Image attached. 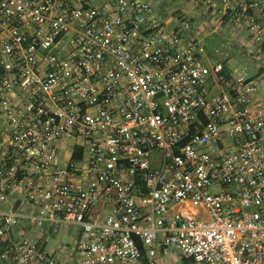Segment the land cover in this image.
Wrapping results in <instances>:
<instances>
[{"label": "built area", "instance_id": "2783aa9c", "mask_svg": "<svg viewBox=\"0 0 264 264\" xmlns=\"http://www.w3.org/2000/svg\"><path fill=\"white\" fill-rule=\"evenodd\" d=\"M197 1L264 45V0ZM173 18L149 0H0V264H264L257 81ZM13 194L25 206L4 208ZM61 225L73 245L18 235Z\"/></svg>", "mask_w": 264, "mask_h": 264}, {"label": "rangeland", "instance_id": "374dc122", "mask_svg": "<svg viewBox=\"0 0 264 264\" xmlns=\"http://www.w3.org/2000/svg\"><path fill=\"white\" fill-rule=\"evenodd\" d=\"M101 1L104 2L105 0ZM149 1L154 7L155 16L164 21L174 22L176 18H173L172 12L176 9H181L183 11L187 9L184 1H179L177 3L175 0ZM204 9L205 10H202L201 13L206 15H202L201 13L192 15L188 13L194 17L192 20V28L188 34L189 36L196 37L202 42L208 62L210 64L223 62L229 70L237 69L240 72L247 71L250 75H254L256 64L250 53L255 49V42L252 39L247 26L242 22L233 20L230 21L229 24L223 26L222 24H219L217 28H215L217 24L215 22L212 23V19L218 21V16L207 10L205 6ZM177 16H179V14L175 17ZM260 95L261 104L264 106V88ZM71 149V146H66L65 150L63 149L61 157H63L64 163L69 160ZM56 228V232L49 233L47 228L25 226L24 230H22L23 234H21V232L18 233V235L20 234V236L36 241L41 232H43L49 240L48 245L50 247L60 243L74 244L76 240L75 226L61 225L56 226ZM173 264L182 263L173 262Z\"/></svg>", "mask_w": 264, "mask_h": 264}, {"label": "crops", "instance_id": "0c3cea01", "mask_svg": "<svg viewBox=\"0 0 264 264\" xmlns=\"http://www.w3.org/2000/svg\"><path fill=\"white\" fill-rule=\"evenodd\" d=\"M175 1H176V3L179 2V1H184L185 2V6L187 7V9L185 11H183L181 9H176L174 12H172L173 17H175L178 14L179 15L180 14H184L186 16L191 17V19L193 20L194 17L192 15L199 14V13H201L202 10H205L204 9V4L202 2L197 1V0H175ZM188 13L192 14V15H189ZM201 14L202 15H206V14H203V13H201ZM218 19H219L218 21H216V19L215 20L212 19V23L215 22L217 24L215 26V28H217V26L219 24H222V26H223V25L229 24L230 21H233L229 17L222 18V17L218 16ZM254 48L255 49H253V51H251L252 53H250V54L255 60V64H256L255 68H256V70H255V74L251 75V76L256 79L257 84H258V90L255 93V95L253 96V103L258 105V106H260V108L264 111V106H262V104H261V95H260L261 92H262V89L264 88V45H259L258 43L255 42ZM230 71H232L235 74L240 72L237 69L230 70ZM213 82L214 81L212 80V86H213ZM69 144H70V142H68V145H66V146H69ZM65 147H64V150H65ZM13 204L14 205L25 206V202L21 200V197L18 194L11 195L10 196V201L8 203L4 204L3 207L4 208H9ZM106 210L107 209H104V208L102 209V211H106ZM147 262H148V260H147L146 256H144L142 258L140 264H147ZM174 262L187 264L188 260L184 259L182 261H174ZM157 264H173V261H168L167 259H165L163 257H159L158 261H157Z\"/></svg>", "mask_w": 264, "mask_h": 264}, {"label": "trees", "instance_id": "16d2710c", "mask_svg": "<svg viewBox=\"0 0 264 264\" xmlns=\"http://www.w3.org/2000/svg\"><path fill=\"white\" fill-rule=\"evenodd\" d=\"M83 147H78L77 151L74 153V158H79L82 155ZM138 242L141 244V241L138 239ZM142 246V245H141Z\"/></svg>", "mask_w": 264, "mask_h": 264}]
</instances>
